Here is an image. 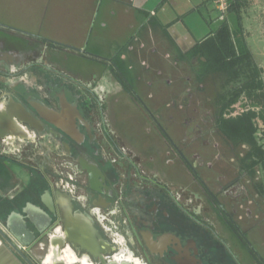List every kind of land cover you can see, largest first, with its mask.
Wrapping results in <instances>:
<instances>
[{
    "label": "flooded vegetation",
    "instance_id": "1",
    "mask_svg": "<svg viewBox=\"0 0 264 264\" xmlns=\"http://www.w3.org/2000/svg\"><path fill=\"white\" fill-rule=\"evenodd\" d=\"M106 1L121 44L93 34L95 16L81 38L0 21V228L19 213L33 250L70 261L101 264L67 240L77 224L109 263L264 264V123L256 147L235 139L226 119L248 107H227L201 39L180 41L137 0ZM69 54L90 61L85 74ZM27 204L50 217L44 233Z\"/></svg>",
    "mask_w": 264,
    "mask_h": 264
},
{
    "label": "rangeland",
    "instance_id": "2",
    "mask_svg": "<svg viewBox=\"0 0 264 264\" xmlns=\"http://www.w3.org/2000/svg\"><path fill=\"white\" fill-rule=\"evenodd\" d=\"M223 1L226 3L224 10L217 8L219 2L213 0H164L159 7L160 0H151L148 6L156 8L165 21L179 16L182 21L171 26L170 30H174L179 40L185 43L201 39L226 20L232 32L235 35L239 33L238 36L244 40L254 62L260 68L264 83V0H241L239 19L227 12V1ZM106 4V0H0V21L10 20L16 29L28 33L57 38L77 33L81 38L92 16H95L96 20L92 23L93 34L100 32L107 39L114 40L115 44H121L128 31L125 28H115L116 18L108 12L116 11V7ZM103 21L110 24L102 28L100 25ZM86 50H96L93 39ZM69 56L67 65L70 68L84 74L88 71L89 60L71 54ZM247 107L244 97H240L232 113H239ZM56 251L58 253V249ZM58 256L59 253L54 258Z\"/></svg>",
    "mask_w": 264,
    "mask_h": 264
},
{
    "label": "trees",
    "instance_id": "3",
    "mask_svg": "<svg viewBox=\"0 0 264 264\" xmlns=\"http://www.w3.org/2000/svg\"><path fill=\"white\" fill-rule=\"evenodd\" d=\"M226 1L227 12L239 19L241 0ZM238 30L241 32L240 27ZM238 34L235 35L224 20L214 31L201 38L197 50L209 60L212 69L229 84L231 92L228 95L227 107L240 97L246 100L248 108L226 119V127L235 139L256 147L253 135L257 129L255 119L258 118L264 123V83L260 68ZM257 151L260 160L264 161V150L257 147Z\"/></svg>",
    "mask_w": 264,
    "mask_h": 264
},
{
    "label": "water",
    "instance_id": "4",
    "mask_svg": "<svg viewBox=\"0 0 264 264\" xmlns=\"http://www.w3.org/2000/svg\"><path fill=\"white\" fill-rule=\"evenodd\" d=\"M47 199L48 201L45 202L46 205L51 212H54L55 208L52 200L50 197ZM23 212L26 213V217L35 231L39 234L44 233L50 221L48 214L42 209L29 206L28 204L23 209ZM3 225L7 233L0 228V237L2 240L22 259L25 264H36V261L30 256V254L35 251L32 246L38 239L35 237V233L26 225V221L22 215L16 212H11ZM67 240L72 242L73 245H81L91 255L97 256L100 259L101 264L109 263L105 262L102 251H98L95 247L91 234L78 227L77 224L70 225V228L67 229ZM42 264H45V260L42 261Z\"/></svg>",
    "mask_w": 264,
    "mask_h": 264
},
{
    "label": "crops",
    "instance_id": "5",
    "mask_svg": "<svg viewBox=\"0 0 264 264\" xmlns=\"http://www.w3.org/2000/svg\"><path fill=\"white\" fill-rule=\"evenodd\" d=\"M140 6H143L147 13L149 14V17L156 21L158 25L166 26V27H173L176 23L179 21H182L179 16L174 20H167L165 21L162 16H159L156 8L149 7V3L151 0H137ZM214 2H219L221 0H213ZM164 3V0H160L158 7ZM195 7V6H194ZM217 8L219 6H216ZM35 250V249H34ZM52 252V253H51ZM49 252V250H45L43 252H38L37 250L33 251L30 256L35 260L39 261L42 264V261L45 260V264H82V259H85L90 262V260L86 259L84 256H77L74 253H68L73 258V260H68L66 257V254L60 251L58 249L59 256L54 258L55 255H57V251ZM131 260L134 261V258H131ZM91 263V262H90ZM0 264H25L22 259L2 240L0 237ZM92 264V263H91ZM131 264V261L130 263Z\"/></svg>",
    "mask_w": 264,
    "mask_h": 264
},
{
    "label": "bare ground",
    "instance_id": "6",
    "mask_svg": "<svg viewBox=\"0 0 264 264\" xmlns=\"http://www.w3.org/2000/svg\"><path fill=\"white\" fill-rule=\"evenodd\" d=\"M3 116H4V115H3ZM7 116H8V115H7ZM6 120H7V118H6ZM15 133H16V132H15ZM81 217H82V216H81ZM53 242H54V241H53ZM56 242H57V241H56ZM53 245H54V244H53ZM52 248H53L54 251H56V250L58 249L56 246H53ZM127 261H128V260H127ZM109 264H117V262H116V261H112V262H110ZM118 264H124V262H122V263L119 262Z\"/></svg>",
    "mask_w": 264,
    "mask_h": 264
},
{
    "label": "built area",
    "instance_id": "7",
    "mask_svg": "<svg viewBox=\"0 0 264 264\" xmlns=\"http://www.w3.org/2000/svg\"><path fill=\"white\" fill-rule=\"evenodd\" d=\"M225 5H226V3L223 0L219 1V9L220 10H224L225 9Z\"/></svg>",
    "mask_w": 264,
    "mask_h": 264
}]
</instances>
